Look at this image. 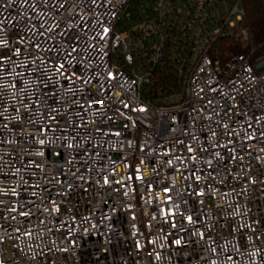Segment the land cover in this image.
<instances>
[{"label":"built area","instance_id":"1","mask_svg":"<svg viewBox=\"0 0 264 264\" xmlns=\"http://www.w3.org/2000/svg\"><path fill=\"white\" fill-rule=\"evenodd\" d=\"M131 1L0 0V264H264V56L207 36L151 106L162 20L119 32Z\"/></svg>","mask_w":264,"mask_h":264},{"label":"trees","instance_id":"2","mask_svg":"<svg viewBox=\"0 0 264 264\" xmlns=\"http://www.w3.org/2000/svg\"><path fill=\"white\" fill-rule=\"evenodd\" d=\"M176 1L171 0L166 7H172L174 12H166L162 18L159 17V9L165 0H144L139 2L130 11L129 15L133 19L138 17L141 8H145L149 13L148 22L154 21L155 25L162 20V32L164 36L162 57L158 65L153 69L151 75L144 82V100L151 106H166L164 101L173 96H182L186 90L187 79L191 70V58L193 51L187 46L194 44L190 24L179 25V12L176 8ZM158 4V5H157ZM161 4V5H160ZM157 5L156 8H153ZM160 5V6H159ZM244 16L234 27H223L222 22H218L217 34L208 37V54L213 62L226 63L232 57L241 53H254V58L264 56V0H242ZM172 10V9H171ZM174 16L177 19H171ZM207 18L203 23H209ZM248 32V40L244 41L242 31ZM135 39L143 38V31L134 30L131 33ZM155 34L147 35L153 38ZM149 50L148 53H150ZM188 53L187 57L184 56ZM135 62L140 59L135 55Z\"/></svg>","mask_w":264,"mask_h":264},{"label":"rangeland","instance_id":"3","mask_svg":"<svg viewBox=\"0 0 264 264\" xmlns=\"http://www.w3.org/2000/svg\"><path fill=\"white\" fill-rule=\"evenodd\" d=\"M144 0H132L126 10V16L121 18V21L118 24V31L131 33L134 30L143 31V38L147 41L156 39L159 37L156 35L153 38H147V35H151L154 30H156L155 22H148L149 13L145 8H141L138 12V17L133 19L132 16L130 18L127 17V14L136 6L137 3L143 2ZM218 2V5L215 2ZM171 0H168V4H170ZM158 5V4H157ZM155 5L153 8H156ZM161 5V4H160ZM159 5V6H160ZM164 5V2L161 6ZM235 5V0H177L176 8L179 12V25L190 24V28L192 30V35L196 36L194 44H190L187 48L193 51V57L191 58V64H193L196 55L205 48L207 36L212 37L213 35L218 33V22H222V18H224L225 14H228L229 10H231ZM160 6V7H161ZM172 9V10H171ZM165 12H174V9L171 7H166ZM207 18H210L209 23H203ZM171 19L176 20L177 18L172 16ZM156 36V37H155ZM155 37V38H154ZM129 42V40H128ZM188 53L185 52L184 56L187 57ZM183 96V95H182ZM173 96L164 101L166 106H170L172 104L177 103L181 97Z\"/></svg>","mask_w":264,"mask_h":264},{"label":"snow or ice","instance_id":"4","mask_svg":"<svg viewBox=\"0 0 264 264\" xmlns=\"http://www.w3.org/2000/svg\"><path fill=\"white\" fill-rule=\"evenodd\" d=\"M104 31H105V33H107L108 29H105ZM62 67H63V65H60V68H62ZM57 70L59 71V69H57ZM97 103H102V101H97ZM137 179H141V177H137ZM105 183H107V180H105ZM189 219H191V217H189ZM175 243L179 244L180 241L177 240Z\"/></svg>","mask_w":264,"mask_h":264}]
</instances>
